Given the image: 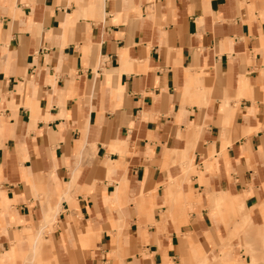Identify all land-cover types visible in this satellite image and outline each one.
I'll list each match as a JSON object with an SVG mask.
<instances>
[{
    "label": "crops",
    "instance_id": "0c3cea01",
    "mask_svg": "<svg viewBox=\"0 0 264 264\" xmlns=\"http://www.w3.org/2000/svg\"><path fill=\"white\" fill-rule=\"evenodd\" d=\"M236 199L263 220L264 0H0V264H178Z\"/></svg>",
    "mask_w": 264,
    "mask_h": 264
},
{
    "label": "rangeland",
    "instance_id": "374dc122",
    "mask_svg": "<svg viewBox=\"0 0 264 264\" xmlns=\"http://www.w3.org/2000/svg\"><path fill=\"white\" fill-rule=\"evenodd\" d=\"M215 207L219 209L220 215L226 216L221 222L224 236L220 229L217 230L216 237H208L205 242L198 244L201 248L199 251L193 244L201 255L199 258L207 255L208 264H264V217L262 221H256L254 207L237 202V199L232 205V211L226 214L222 210L224 206L216 204ZM188 249L184 246L178 264H205V260L200 261L194 252L190 255Z\"/></svg>",
    "mask_w": 264,
    "mask_h": 264
},
{
    "label": "bare ground",
    "instance_id": "6f19581e",
    "mask_svg": "<svg viewBox=\"0 0 264 264\" xmlns=\"http://www.w3.org/2000/svg\"><path fill=\"white\" fill-rule=\"evenodd\" d=\"M237 202H243L242 200H237ZM199 256H201V255H197V257L199 258ZM200 259V261L202 260V259H204L205 261V264H208V257H207V255H205V256H203L202 257V259L201 258H199ZM203 261V260H202ZM206 261H207V263H206ZM203 263V262H202Z\"/></svg>",
    "mask_w": 264,
    "mask_h": 264
}]
</instances>
